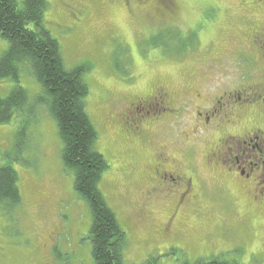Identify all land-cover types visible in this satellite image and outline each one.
<instances>
[{
    "label": "rangeland",
    "instance_id": "rangeland-1",
    "mask_svg": "<svg viewBox=\"0 0 264 264\" xmlns=\"http://www.w3.org/2000/svg\"><path fill=\"white\" fill-rule=\"evenodd\" d=\"M166 1V7L165 0L159 7L136 6L134 0H48L44 12L64 68L90 66L83 75L88 88L85 109L98 135L95 149L108 164L99 188L126 234L124 264H142L151 257L157 264L210 258L264 264V210L249 207L238 182L210 179L205 165L206 143L223 133L209 130L196 137L193 170L178 141L182 133L186 142L191 140L188 113L159 124L150 117L146 144L134 140L135 126L124 117L131 97L148 96L157 85L184 100L188 84L208 83L204 92L211 94L215 83L238 82L241 76L246 82L259 81L255 66L248 67L249 54L238 53L244 51L243 40H252L254 26L264 29V0ZM164 30L169 51L155 42ZM8 48L0 36V55ZM15 86L28 93L29 109L0 125V166L9 163L17 173L22 202L10 215L0 210V264H94L90 210L63 166L56 123L44 105L36 104L41 88L28 64L20 65L17 82L0 78V97ZM22 122L24 142L15 161L13 142ZM235 130L241 134L246 127ZM164 146L166 154L181 161L183 172L192 175L196 196L183 205V191L164 183L169 197L155 200L148 209L151 214L140 219V189L149 185L148 169ZM175 212L189 232L178 244L179 259L169 262L165 239L155 243L150 238Z\"/></svg>",
    "mask_w": 264,
    "mask_h": 264
},
{
    "label": "trees",
    "instance_id": "trees-1",
    "mask_svg": "<svg viewBox=\"0 0 264 264\" xmlns=\"http://www.w3.org/2000/svg\"><path fill=\"white\" fill-rule=\"evenodd\" d=\"M47 6L48 0H0V36L9 43L8 50L0 55V78L17 82L20 65H29L41 88L36 104L44 105L56 123L63 144V166L73 175L74 189L90 210L94 264H124L126 234L99 188L108 164L95 149L98 135L85 109L88 88L83 75L90 66L64 68L60 47L45 27ZM164 35L165 30L160 31L155 42L169 51L168 38L164 40ZM28 100V93L20 86H15L7 97H0V125L9 123L14 113L26 112ZM24 126L22 122L14 137L15 161L22 151ZM7 158L13 161L11 156ZM17 182L18 175L9 163L0 166V210L7 215L22 202ZM157 263L151 257L142 264ZM192 264L237 263L210 258Z\"/></svg>",
    "mask_w": 264,
    "mask_h": 264
},
{
    "label": "flooded vegetation",
    "instance_id": "flooded-vegetation-1",
    "mask_svg": "<svg viewBox=\"0 0 264 264\" xmlns=\"http://www.w3.org/2000/svg\"><path fill=\"white\" fill-rule=\"evenodd\" d=\"M161 1L134 0V4L159 6L158 2ZM166 4L165 0V7ZM254 28L252 40H243L244 51L238 55L245 51L249 54L248 67L255 66L259 81L246 82L241 76L238 82L215 83L211 94L204 92V87L208 83L204 86L200 83L188 84V88L184 89L188 98L184 100L167 90L164 85H157L148 96L131 97L127 102L124 117L132 121L135 126L131 129L134 140L146 144L148 143L146 135L150 127V121L147 120L150 117H153V123L159 124L168 117H174V121H178L188 113L192 118L191 122L190 120L187 122L191 128L189 130L191 140L186 142L182 133L178 141L185 148L188 155L187 163L191 164L192 169L197 165L194 158L198 150L194 143L196 137L201 135V132L209 130L212 133L222 132L223 134L217 139L206 143L207 147L204 148L205 165L209 170L210 179L217 176L216 179L219 180L228 178L238 182L239 188L246 195L249 207L264 210V129L262 128L264 127V29L258 31L259 27L254 26ZM249 36L250 28L247 37ZM187 117L185 116L184 121ZM179 127L181 128V125ZM244 127L246 130L241 134L235 130ZM230 129L234 130L233 134L229 132ZM165 145L169 146V144ZM160 150L162 153L156 154L150 172L148 169L149 185L145 183L140 189L143 200L136 209L140 219L151 214L148 209L155 200L169 197L162 187L164 183L183 191L181 194L183 205L193 202L196 196L192 175L183 172V164L178 158L165 153V146ZM175 214L176 212L165 221V225L158 227L154 231V236L150 238L155 243L165 239L164 255L169 262L179 259L178 244L187 240L189 232L186 223H182L183 221ZM180 251L185 254L182 249Z\"/></svg>",
    "mask_w": 264,
    "mask_h": 264
}]
</instances>
